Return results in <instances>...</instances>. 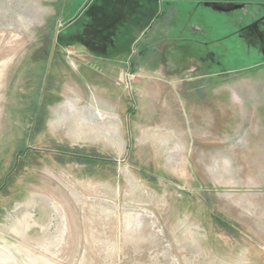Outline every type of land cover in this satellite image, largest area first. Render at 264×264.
I'll return each mask as SVG.
<instances>
[{"label":"rangeland","instance_id":"rangeland-1","mask_svg":"<svg viewBox=\"0 0 264 264\" xmlns=\"http://www.w3.org/2000/svg\"><path fill=\"white\" fill-rule=\"evenodd\" d=\"M86 1L0 0V264H264V63L225 37L242 11L174 2L121 76L65 37Z\"/></svg>","mask_w":264,"mask_h":264},{"label":"flooded vegetation","instance_id":"flooded-vegetation-1","mask_svg":"<svg viewBox=\"0 0 264 264\" xmlns=\"http://www.w3.org/2000/svg\"><path fill=\"white\" fill-rule=\"evenodd\" d=\"M177 1L179 0H87L81 13L68 24L70 28L65 37L79 43L88 53L96 56L123 55L147 36L152 25L147 23L149 17H175L173 4ZM197 1L202 4L205 1H218L239 5L236 9L242 13L231 17L237 28L225 37L237 33V38L243 44V53L251 58L244 68H255L264 63V0ZM159 3L161 7L158 8ZM218 58L215 52L210 51L202 61L207 60L208 63L210 60L216 64ZM199 68L200 66L195 67L197 77H200ZM209 72H202L205 73L203 76Z\"/></svg>","mask_w":264,"mask_h":264},{"label":"crops","instance_id":"crops-1","mask_svg":"<svg viewBox=\"0 0 264 264\" xmlns=\"http://www.w3.org/2000/svg\"><path fill=\"white\" fill-rule=\"evenodd\" d=\"M197 2L199 3V1H197ZM203 5H204V3H203ZM159 7H161L160 3H159L158 8ZM173 20H174L173 17H149L147 23L149 25V22H150V24H152V25L148 31V33H149V35L147 37L148 41H153L155 39L161 38L164 42L168 43V39L170 40L171 38H167L168 37L167 32L171 30V23L173 22ZM169 23H170V25H169ZM199 31H200L199 27H194L192 29L193 34H195V33L197 34ZM120 56H122V55H117V56L116 55H114V56L113 55H106V56L103 55L102 57L97 56V59H98L99 63L104 64L105 70L107 72L113 73L115 70H118L117 72H119V74L122 76L124 69L119 68L117 66V62H116L117 61L116 59L119 58ZM123 56H125V55L123 54ZM104 92H105V95L103 97L108 98L109 96L107 94H109V92H107V89H105ZM112 103L113 104L111 105V107L115 110L116 116L119 118L118 128H119V131H121L120 129H121V126H123V123L121 121V117L119 116L118 110L116 109V107L120 106V108H121L120 110H124L125 106H123V104L120 102L119 99L116 100V102L112 101ZM143 131L145 132L146 130L143 128L142 132Z\"/></svg>","mask_w":264,"mask_h":264},{"label":"water","instance_id":"water-1","mask_svg":"<svg viewBox=\"0 0 264 264\" xmlns=\"http://www.w3.org/2000/svg\"><path fill=\"white\" fill-rule=\"evenodd\" d=\"M204 5L210 7L211 9L215 11H220V12H227V11H230L232 9H236L237 7H239V5L234 4V3L218 2V1H205ZM52 51H53V45H52Z\"/></svg>","mask_w":264,"mask_h":264},{"label":"trees","instance_id":"trees-1","mask_svg":"<svg viewBox=\"0 0 264 264\" xmlns=\"http://www.w3.org/2000/svg\"><path fill=\"white\" fill-rule=\"evenodd\" d=\"M68 153H70V154H74V153H72V150L68 151ZM75 154H76V153H75ZM76 155L78 156V153H77ZM79 156L81 157V158H79L80 160H81V159L87 160L86 158H91V159H93L91 156H88V155L83 154V153H80Z\"/></svg>","mask_w":264,"mask_h":264},{"label":"built area","instance_id":"built-area-1","mask_svg":"<svg viewBox=\"0 0 264 264\" xmlns=\"http://www.w3.org/2000/svg\"><path fill=\"white\" fill-rule=\"evenodd\" d=\"M131 77H132L131 74L127 73L126 78L129 79Z\"/></svg>","mask_w":264,"mask_h":264}]
</instances>
